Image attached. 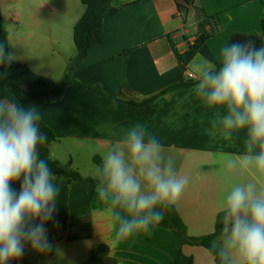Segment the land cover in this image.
<instances>
[{
	"label": "crops",
	"instance_id": "0c3cea01",
	"mask_svg": "<svg viewBox=\"0 0 264 264\" xmlns=\"http://www.w3.org/2000/svg\"><path fill=\"white\" fill-rule=\"evenodd\" d=\"M112 5L119 10L104 16L102 41L72 74L76 81L100 86L106 94L125 101H143L183 77L193 81L187 72L183 75L175 52L184 54L194 43L198 24L205 17L218 15L220 27L198 51L208 58H215L234 33L261 34L264 20V0H112ZM0 7L5 28L10 22L32 29V33L17 36L16 61L36 74L61 81L77 55L74 28L85 13L83 3L0 0ZM21 21L31 24L22 25ZM154 108L158 112L152 119L148 108L108 100L72 85L61 99L38 110L41 120L59 136L50 145L51 158L62 165L71 162L79 171L83 169L75 162L79 153L102 156L129 128L146 125L174 157L179 174L188 177L189 183L175 205L188 235H210L215 232L228 192L250 182L264 188V173L252 167L226 170L225 155L242 154L247 136L239 133L231 142L224 141L211 127L212 113L196 97L193 85L169 90L156 100ZM85 169L81 172L84 177H94V168ZM54 182L60 194L46 228L55 247L39 254L26 246L24 260L9 264H56L57 251L65 264H91V250L100 244L109 247L117 264H170L179 249L193 257L194 264H212L206 248L181 246L169 229L153 228L113 245L111 223L96 202L95 188L63 176H55ZM12 187L18 191L20 182Z\"/></svg>",
	"mask_w": 264,
	"mask_h": 264
},
{
	"label": "clouds",
	"instance_id": "9594fccd",
	"mask_svg": "<svg viewBox=\"0 0 264 264\" xmlns=\"http://www.w3.org/2000/svg\"><path fill=\"white\" fill-rule=\"evenodd\" d=\"M6 46L13 45L0 42V65L17 59ZM187 67L196 97L212 113L211 127L227 142L235 134L247 136L242 154L225 155L226 170L252 167L264 173V46L251 39L233 41L215 58L196 53ZM40 121L34 106L0 97V264L21 259L26 246L39 254L55 247L46 224L54 216L60 188L40 155L39 147L47 143ZM93 178L113 245L159 225L164 210L177 204L189 183L174 157L140 123L102 154ZM17 181L18 191L12 187ZM220 211V232L206 249L212 264H264V188L252 182L233 187Z\"/></svg>",
	"mask_w": 264,
	"mask_h": 264
},
{
	"label": "trees",
	"instance_id": "16d2710c",
	"mask_svg": "<svg viewBox=\"0 0 264 264\" xmlns=\"http://www.w3.org/2000/svg\"><path fill=\"white\" fill-rule=\"evenodd\" d=\"M86 7L85 13L78 21L74 28V43L77 55L72 59L67 67L64 77L61 81L56 82L51 77L42 76L33 72L27 65L14 61L11 65H0V97L10 96L25 107L34 106L39 109L63 97L69 86L75 85L82 90H87L96 95L118 102H124L136 107H145L150 110V116L153 119L157 115V109L154 108L156 100L165 95L169 90L179 87L194 85V81H186L183 79L165 89L161 93L149 97L143 101L122 100L106 94L100 86L86 85L75 80L72 71L81 61H83L90 52L102 41L104 35L103 19L106 14L115 15L119 9L113 7L112 0H80ZM218 15L213 17H205L198 24V34L193 44L188 46L184 54L175 52L178 62L181 66L183 75L188 71V63L192 57L198 53L200 48L214 36L220 29L218 25ZM217 25L218 27H214ZM207 26H211L208 30ZM261 34H244L234 33L229 43L233 41L253 40L257 47L264 46V20L261 22ZM9 43V33L4 26L3 15L0 7V42ZM9 52V46H6ZM40 130L47 135V143L39 147L42 159H46L49 167L55 176H63L70 180L81 182L84 185L95 188L96 181L93 177H84L77 170L72 169V163L62 165L50 156V145L59 139V136L47 126L42 120L40 121ZM96 165L101 163V158L94 157ZM223 213L218 216L215 232L201 237H191L187 233V227L183 222L178 210L175 206L164 210V219L155 228L169 229L179 238L181 246L187 244L192 246H201L208 248L209 242L213 239V234L218 235L221 229L220 218ZM23 257L15 261H23ZM91 264H117V260L110 257V249L107 245H96L91 250ZM170 264H194V258L186 256L181 249Z\"/></svg>",
	"mask_w": 264,
	"mask_h": 264
},
{
	"label": "rangeland",
	"instance_id": "374dc122",
	"mask_svg": "<svg viewBox=\"0 0 264 264\" xmlns=\"http://www.w3.org/2000/svg\"><path fill=\"white\" fill-rule=\"evenodd\" d=\"M21 24L22 25H28V24H31V21H21ZM6 29H7V31L10 34L9 42H10L11 45H13V46H10V49H11V52H14V53H15L16 46H18L17 45L18 44L17 36L22 35V34L26 35L27 33H32V29L29 28V26L28 27L26 26V28H19L15 23H10V22L6 24ZM24 50L28 51L29 48L27 46H25ZM95 156H98V157L101 158L100 154L99 155L97 154ZM94 157L91 158V157H88V154H84L82 152L79 153V157H75V162H76V164L82 165L83 169H82V171H79L78 169H75V166L73 167V165H72V169L77 170L78 172H80V174H81V172H86V169H85L86 166H89L90 168L92 167V168L95 169V167L97 165L94 162ZM60 253H61L60 251L56 252V254H57V256L55 258L56 264H65V261L62 258V254H60ZM48 258H49V256H48ZM48 260L49 259H47V261ZM85 260H86V256L84 255L83 263H85Z\"/></svg>",
	"mask_w": 264,
	"mask_h": 264
},
{
	"label": "built area",
	"instance_id": "2783aa9c",
	"mask_svg": "<svg viewBox=\"0 0 264 264\" xmlns=\"http://www.w3.org/2000/svg\"><path fill=\"white\" fill-rule=\"evenodd\" d=\"M186 74H187V78H188V79H191V78H190V72H189V70L187 71Z\"/></svg>",
	"mask_w": 264,
	"mask_h": 264
}]
</instances>
